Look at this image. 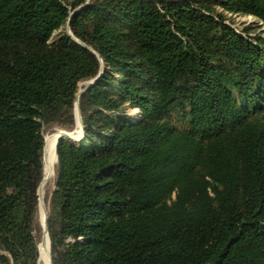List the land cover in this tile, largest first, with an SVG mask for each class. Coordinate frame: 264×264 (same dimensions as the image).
Listing matches in <instances>:
<instances>
[{
	"label": "trees",
	"instance_id": "16d2710c",
	"mask_svg": "<svg viewBox=\"0 0 264 264\" xmlns=\"http://www.w3.org/2000/svg\"><path fill=\"white\" fill-rule=\"evenodd\" d=\"M84 3L0 0V264H39L44 135L75 129L102 64L45 193L53 264H264V40L225 15L264 23V0H91L70 16ZM68 20L96 53L50 43Z\"/></svg>",
	"mask_w": 264,
	"mask_h": 264
},
{
	"label": "rangeland",
	"instance_id": "374dc122",
	"mask_svg": "<svg viewBox=\"0 0 264 264\" xmlns=\"http://www.w3.org/2000/svg\"><path fill=\"white\" fill-rule=\"evenodd\" d=\"M91 1V0H90ZM87 0H85V3L81 6H79L78 8H76L74 11L71 12V15L70 16H73V14L75 13V11L77 9H79L80 7H83L85 4H86ZM90 3V2H89ZM88 3V4H89ZM220 11H222L220 9ZM225 15L227 16V20H226V23L230 24L234 29H236L237 31L241 32L242 34L246 35V36H249L251 39H254L255 41L258 42V40H264V23L259 21L258 19H256L255 17L253 16H249V15H243V14H230V13H225ZM69 21V20H68ZM68 22L65 24V26L56 31L53 35V38L52 40L50 41V43H54L55 41H57L61 36L62 34H67L69 35L76 43L80 44L81 45V41L79 39H77L72 31H71V28H70V23H69V28H70V31L68 30V26H67ZM103 65V64H102ZM91 81V80H89ZM89 81H86V82H83L80 84V89H83L85 87V83L89 82ZM139 110L138 109H127L126 111V115H128L129 117H131L132 119H138L140 118V114H139ZM175 120V118H174ZM176 125H178L179 127H182L181 125V122L180 121H177L175 120L174 122ZM77 125V124H76ZM59 130H62V129H59V128H55L53 130H50L48 132L45 133L44 135V152H45V155H44V152H43V160H44V156H45V162H44V175L46 173V168H47V162L49 161L50 159V156H49V153L47 151V143L52 140L60 131ZM76 132L75 134V139L74 141H69L73 144H79L83 139H84V136L81 137V130L78 131V128L77 126L75 127V129L73 131H67V132ZM85 135V134H84ZM79 139H78V138ZM55 166V165H54ZM54 174H55V167H54ZM54 177V175H53ZM52 177V178H53ZM52 178L48 181V183L45 185L44 187V198H45V193L48 189V184L50 182H52ZM41 186V185H40ZM40 198V197H39ZM41 221H42V211H41ZM42 243V242H41ZM41 243L39 244V253H40V259H39V264H46L45 260L43 259L42 257V260H41V251H40V246H41ZM50 245H51V241H50ZM52 255V253H51ZM53 259V258H52Z\"/></svg>",
	"mask_w": 264,
	"mask_h": 264
},
{
	"label": "water",
	"instance_id": "95a60500",
	"mask_svg": "<svg viewBox=\"0 0 264 264\" xmlns=\"http://www.w3.org/2000/svg\"><path fill=\"white\" fill-rule=\"evenodd\" d=\"M90 2V0H87L86 4L83 7H80L79 9H77L75 12H77L78 10H81L82 8H84L86 5H88V3ZM69 23L70 20L68 21V30L70 31L69 28ZM81 45L83 47H85L86 49L92 51L93 53H96L91 47H88L87 45L81 43ZM98 58L101 60L100 56L97 54ZM103 65L101 67V71L99 73V75L97 77H95L94 79H92L91 81L85 83V87L83 89H80L76 95V101H75V106H76V126L78 128V124L80 123V127H81V137L84 136V124H83V119H82V115H81V111H80V99L81 96L88 90L90 89L101 77V74L103 72ZM59 137H58V142H57V146H56V155H57V148L59 145V141L60 140H67V141H74L75 137L74 134L77 132H67L65 130H59ZM45 155V152H44ZM44 162H45V156H44ZM58 162V155H57V160H56V164ZM55 164V166H56ZM47 180L44 177V180L39 188V197H40V207H41V211L42 213H44V217L42 216V224H43V230H44V236L42 239V246H45L47 244V242L49 243V255H50V264H53V259H52V255H51V245H50V236H49V229H48V211L46 208V204H45V199H44V195H43V188L46 185Z\"/></svg>",
	"mask_w": 264,
	"mask_h": 264
},
{
	"label": "bare ground",
	"instance_id": "6f19581e",
	"mask_svg": "<svg viewBox=\"0 0 264 264\" xmlns=\"http://www.w3.org/2000/svg\"><path fill=\"white\" fill-rule=\"evenodd\" d=\"M80 130H81V127H80V123H79L78 124V131H80ZM59 133L52 140H50L47 143V151H48L49 156H50V159L47 162V168H46V173H45V179L47 180V183L54 175V167H55L54 165L56 164V160H57L56 146H57V142H58ZM75 134H74V137H75ZM55 156H56V160H55ZM43 195H44V188H43ZM42 216L44 217V213H42ZM40 251H41V255H42L43 259L45 260L46 264H50L49 243L47 242V244L45 246L41 245Z\"/></svg>",
	"mask_w": 264,
	"mask_h": 264
}]
</instances>
